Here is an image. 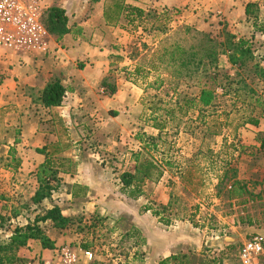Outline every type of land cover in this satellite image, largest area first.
I'll use <instances>...</instances> for the list:
<instances>
[{
  "label": "rangeland",
  "instance_id": "rangeland-1",
  "mask_svg": "<svg viewBox=\"0 0 264 264\" xmlns=\"http://www.w3.org/2000/svg\"><path fill=\"white\" fill-rule=\"evenodd\" d=\"M102 1L91 0L90 3L97 4ZM104 1L107 5L115 3L114 0ZM120 2L131 6L140 4L139 8L147 12L173 11L176 20L173 29L181 26L192 27L210 34L218 41H225L229 33L233 35L229 24L221 16L217 20H211V11H206L205 16H202L206 27H200H204V30L187 24L190 16H198L196 14L199 12L192 3H185L180 9H168L163 6V0ZM254 5L252 9L255 15L249 23L254 26L255 35L241 37L235 34L237 39L243 38L252 44L254 61L239 69L232 65L228 55L220 58L221 69L235 82L231 83L229 96H222L223 91L218 90L219 98L215 108L204 117L195 113L183 119L178 114L177 117L182 120L173 122L167 115L168 109L173 108L171 95L166 96L164 92L151 89L149 84L153 79L146 77L150 48L153 47L147 37L148 32L143 30L144 27L131 32L122 29L120 25L116 26L112 43L98 51L97 63L91 65L87 62L89 68L99 66V70H106L107 78L98 86L99 95L103 96L105 92L110 97L112 87H116V95L118 90L122 91L119 99L122 107L114 110L110 107L105 116H100V123L104 125L96 133L91 126L87 128L90 145L103 148L101 161L107 178L113 179L112 183L119 186V180L121 181L125 172H134L135 150L151 157L166 172L172 169L174 173H180L182 168L186 171L182 184L169 179L170 176L163 180L166 195L171 201L169 210L159 218L153 216L160 224L161 218L171 221L169 226L162 224L167 231L176 230L179 225L187 227L189 231L185 235L195 239L189 241L190 246L185 251L168 257L171 261L167 264H239L238 255L243 244L254 234H264V148H261L264 143V118L262 108L255 103L257 97L264 101V32H256L257 29H264V19L260 18L263 8L259 4ZM197 19L202 20L200 16ZM122 23L124 22L121 25ZM144 44L149 49L146 50ZM83 63L85 62L79 63V66ZM136 67L143 69V72L133 75ZM90 76L92 75L88 73L87 77ZM237 82L241 84L237 85ZM180 91L182 96L188 97L199 94L198 88L184 86ZM253 95L257 96L252 99ZM154 117L166 121L163 132L153 128ZM249 117L258 118L259 126L246 125ZM151 132H156L157 136H151ZM19 136V127H0V242H5L16 227L12 216L13 209L22 211L25 218L27 217L24 214L30 209L32 212L27 216L34 219L35 215L34 206L23 209L30 204L27 199L33 190L27 193L19 188L17 172L3 166L7 163L6 159L11 162L12 149H16L18 158L15 141H18ZM151 138L158 139L155 141L156 147L152 145ZM167 163L171 166H167ZM227 163L230 167L226 168L224 174L222 167ZM3 171L13 173L14 176H7ZM218 177L222 178L221 184ZM238 185L247 192L238 191ZM152 188L154 187L145 184L143 195L136 200L141 213L145 207L158 206L153 201ZM65 190L63 188L60 195L63 208L71 215L72 222L69 227L61 231L55 229L50 222L42 224L46 234L56 241L57 252L61 247L70 245L79 252L91 250L96 259L93 264L146 263L147 254L143 249L145 240L141 236L134 232L131 233L132 238L126 236L120 229L123 227H117L108 221L111 218L100 209L84 211L80 202H65L66 191H70ZM55 203L50 198L44 202L43 207L51 208ZM21 223L26 224V220L23 219ZM125 227L129 228L128 219L125 220ZM178 229L181 230L180 227ZM40 246L39 242H34L30 248L20 250L18 256L21 261L14 264H45L38 258ZM57 252L50 261H57ZM164 260L166 259H161L158 263Z\"/></svg>",
  "mask_w": 264,
  "mask_h": 264
},
{
  "label": "crops",
  "instance_id": "crops-1",
  "mask_svg": "<svg viewBox=\"0 0 264 264\" xmlns=\"http://www.w3.org/2000/svg\"><path fill=\"white\" fill-rule=\"evenodd\" d=\"M40 1L44 12L52 7L66 10L70 19L69 33L57 40L48 32L41 48L24 52L0 47V127L20 129L17 156L22 164L17 171L18 187L27 193L33 190L27 200L34 196L38 189L35 176L46 160V155L37 150L45 149L60 171V187L52 198L56 205L62 207L65 216L71 215L63 208L60 195L63 188L70 190H65V202H80L84 211L100 209L111 218L108 221L123 227L120 229L126 236L132 238V232L141 236L145 240V264H159L161 259L185 251L190 246L189 241L195 240L185 235L188 228L179 225L181 230L177 227L176 230L167 231L155 220L151 211L141 213L138 201L128 199L121 192V181L117 186L112 183L113 179L107 178L101 161L103 148L90 145L91 140L87 137L88 126L95 133L102 128L104 123H100V116H105L110 107L111 110L122 107L119 102L122 91L118 90L117 95L110 96L113 98L107 97L105 92L103 96L98 94V86L107 78L106 70H99V66L89 68L87 63H97L98 51L112 43L113 32L118 25L105 19V11L114 19L115 5L120 0H114L115 3L111 5L104 0L97 4H91V0ZM185 3H192L199 11L198 16H190L187 24L196 25L202 30L205 28L200 26L206 27L202 17L206 11L212 12V21L221 16L229 24V30L241 37L255 35L254 26L247 21L246 8L249 4H259L263 8L260 18L264 19V0H163V6L168 9H180ZM199 16L202 18L200 21L197 19ZM81 62L85 63L79 66ZM88 73L92 76L87 77ZM57 80L66 89L64 101L59 107L45 108L41 101L42 93ZM117 105L119 107L116 108ZM149 134L157 136L156 132ZM134 152L137 153L136 150ZM179 172L174 173L172 169L164 171L161 180L146 183L154 187L153 201L158 205H170L163 180L170 176L169 179L182 184L186 171L182 168ZM3 173L14 176L8 171ZM218 178L220 181L221 178ZM126 219L129 228L125 227ZM31 246L32 243L29 248ZM56 249L43 250L40 246L37 252L39 260L50 261Z\"/></svg>",
  "mask_w": 264,
  "mask_h": 264
},
{
  "label": "trees",
  "instance_id": "trees-1",
  "mask_svg": "<svg viewBox=\"0 0 264 264\" xmlns=\"http://www.w3.org/2000/svg\"><path fill=\"white\" fill-rule=\"evenodd\" d=\"M254 6V4H249L246 8L248 22H251L255 15V11L252 9ZM173 13L170 10L147 12L142 8L120 2L115 5L114 19L111 18L107 10L105 11V19L111 23L115 22L124 30L135 32L139 28L144 27L143 30L148 32L147 37L150 38L153 48H150L151 54L147 61L146 77L153 79L149 84L151 89L164 92L166 96L171 95L170 102L173 108L168 109L167 115L175 122L176 120H182V118H188L191 114L195 113H200L204 117L212 108H215L219 98L218 90L220 89L223 91L222 96H229L231 83L235 81L226 71L221 69L220 58L222 56L228 55L232 65L241 69L254 61V54L249 40L243 38L237 39L235 34L229 33L225 41H218L212 38L210 34L199 32L192 27L181 26L173 29V23L176 21ZM69 21L70 19L66 10L59 7L48 9L42 19V23L50 35L57 40H60L69 33ZM121 22L124 23L121 25ZM256 32H264V29H257ZM143 46L146 50L149 49L147 44ZM142 72L143 69L136 67L133 75H139ZM239 84L241 82H237V85ZM184 86L198 88L199 94L195 97L182 96L180 89ZM115 93L116 87H112L110 95L112 96ZM65 95L66 89L57 80L45 88L41 101L45 108H55L61 106ZM255 96L257 95H253L252 99ZM255 103L257 107L262 108V117L264 118L263 99L257 97ZM178 114L182 118L177 117ZM160 120H162L160 117L153 118V122L155 123L153 128L159 132H163L166 121ZM245 124L258 127L260 120L255 117H249ZM156 140L158 139L151 138L152 145L155 147L157 146ZM17 144L18 141H15V145ZM261 148H264V143ZM15 152L16 149L11 150V162H8L6 159L7 163L3 166L6 169L17 172L21 167L22 161L16 158ZM37 152L45 154L46 160L36 173L38 189L29 200V207L25 205L23 208L29 209L31 206H34V219H30L31 217L27 216L31 209L27 210V214H24L27 218L22 216V211H18L17 209L12 210L16 227L5 242H0V264H14L21 261L18 256L19 251L28 249L30 244L34 242H39L43 250H55L56 241L46 234L42 224L50 222L55 229L63 231L72 222L70 217L63 214L62 207L56 204L51 208L44 209V202L52 198L60 187V171L56 166V162L46 154L45 149H38ZM133 156L136 163L134 172H125L121 176V182L123 184V194L129 199L137 200L144 193L143 186L147 182H158L161 180L164 170L159 163L146 154L135 153ZM167 166H171L170 163H167ZM229 167V163L222 167V171H225L224 174H226V168ZM221 179L220 184L222 182ZM238 191L247 192L241 186H239ZM168 210V206L158 205L157 207H145L144 212L152 211L153 216L159 218ZM23 219L26 220V224L21 223ZM160 220L165 226L171 224V221L168 219L161 218ZM170 261L171 259H166L160 264H167Z\"/></svg>",
  "mask_w": 264,
  "mask_h": 264
},
{
  "label": "built area",
  "instance_id": "built-area-1",
  "mask_svg": "<svg viewBox=\"0 0 264 264\" xmlns=\"http://www.w3.org/2000/svg\"><path fill=\"white\" fill-rule=\"evenodd\" d=\"M44 7L40 0H0V47L15 52L41 48L48 36L42 23ZM57 261L45 264H93L91 250L80 252L72 246L61 247ZM239 264H264V234L252 235L242 246Z\"/></svg>",
  "mask_w": 264,
  "mask_h": 264
}]
</instances>
